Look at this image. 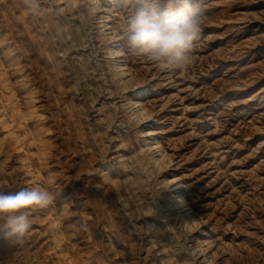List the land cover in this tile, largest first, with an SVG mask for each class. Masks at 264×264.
<instances>
[{
    "label": "rangeland",
    "instance_id": "1",
    "mask_svg": "<svg viewBox=\"0 0 264 264\" xmlns=\"http://www.w3.org/2000/svg\"><path fill=\"white\" fill-rule=\"evenodd\" d=\"M197 2L178 65L124 36L181 0H0V190L53 195L0 264H264V0Z\"/></svg>",
    "mask_w": 264,
    "mask_h": 264
},
{
    "label": "clouds",
    "instance_id": "2",
    "mask_svg": "<svg viewBox=\"0 0 264 264\" xmlns=\"http://www.w3.org/2000/svg\"><path fill=\"white\" fill-rule=\"evenodd\" d=\"M27 10L37 12L40 0H24ZM201 14L197 0H181L173 13H159L140 7L128 22L125 43L129 49L146 54L152 60H173L183 65L189 59L194 42L201 35ZM53 195L42 188L0 190V239L23 243L32 228L31 210L46 208Z\"/></svg>",
    "mask_w": 264,
    "mask_h": 264
},
{
    "label": "bare ground",
    "instance_id": "3",
    "mask_svg": "<svg viewBox=\"0 0 264 264\" xmlns=\"http://www.w3.org/2000/svg\"><path fill=\"white\" fill-rule=\"evenodd\" d=\"M100 9V8H99ZM60 13H62V12H60ZM106 19H107V21L109 22L110 21V17L109 16H107L106 17ZM62 20V19H61ZM14 26V25H13ZM31 27V26H30ZM43 27V26H42ZM11 28V27H10ZM78 29H79V27H77ZM111 30H114V28L113 27H111ZM47 31V30H46ZM48 32V31H47ZM50 32V31H49ZM67 33H68V35H69V37H73V38H81V34H80V32H77L76 31V28L75 29H73L72 27L70 28V27H68L67 28ZM117 33V32H116ZM52 35V34H51ZM41 36V35H40ZM110 39V38H109ZM108 39V40H109ZM107 40V39H106ZM53 41V40H52ZM107 42V41H106ZM121 53V51L119 50V49H115V50H113L112 51V54L114 55V56H117V55H119ZM115 67V66H114ZM128 74H129V76H132V72H131V69L129 68L128 69ZM126 88V87H125ZM41 98H43V97H41ZM46 98V97H45ZM47 100V99H46ZM45 101V100H44ZM43 101V102H44ZM44 104V103H43ZM136 105H139V107H141L142 109H145V107H144V105L142 104V103H139V102H137L136 103ZM139 119V118H138ZM158 145H159V143H158ZM161 167V166H160ZM142 168V167H141ZM179 198V197H178ZM174 205V204H173ZM178 207H180V208H184V201H183V199L182 198H180L179 199V201H178ZM179 209V208H178ZM180 210V209H179ZM188 216V215H187ZM193 218V217H192ZM197 224V223H196Z\"/></svg>",
    "mask_w": 264,
    "mask_h": 264
}]
</instances>
